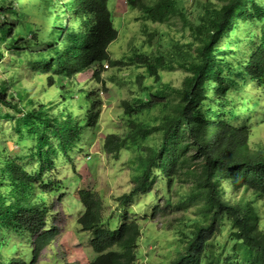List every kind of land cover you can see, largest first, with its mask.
I'll list each match as a JSON object with an SVG mask.
<instances>
[{"label": "trees", "instance_id": "1", "mask_svg": "<svg viewBox=\"0 0 264 264\" xmlns=\"http://www.w3.org/2000/svg\"><path fill=\"white\" fill-rule=\"evenodd\" d=\"M125 3L151 22L187 27L196 43L194 55L171 56L165 63L159 51L148 54L135 48L126 55L127 62L112 58L107 46L117 29L107 0H0V61L1 68L9 69L5 78L0 75V108L14 109V133L7 136L18 146L15 156L0 158V264H39L40 249L51 247L56 226L50 219L56 212L49 196L65 187L58 164H72L74 171L69 149H79L86 130L98 125V89L106 90L100 74L108 65L121 64L143 66V73L153 76L156 84L158 69L164 66L176 64L188 73L181 86L163 84L153 93H141L147 89L142 85L138 94L121 100L133 129L131 138L153 135L155 140L136 156L139 173L131 188L118 197L119 205L132 195L149 193L154 184L160 185L163 204H155L152 210L194 205L196 216L185 220L189 229L181 230L183 243L170 264H264V228L255 206L264 197V150L247 145L249 134L264 116V0ZM25 7L35 10L39 25L19 20ZM86 70L91 73L84 84L92 83L85 88L76 75ZM143 73L137 74L139 83ZM21 74L38 81L44 75L43 96L22 86ZM50 86L54 91L48 90ZM159 102L164 108L157 123L143 125L133 119L141 109ZM73 108L80 114L83 110L80 118ZM27 137L34 139L31 146L23 140ZM122 144V138L112 132L100 142L104 152L114 155ZM4 153L0 143V157ZM21 154L35 156L36 168H24L26 162L17 160ZM58 155L64 160L57 162ZM90 177V173L85 176ZM84 179L78 176L72 187L82 206L76 222L90 232L89 244L95 252L84 264H133L141 233L138 220L124 208L114 228L112 223L103 224L101 197ZM239 188L250 194L235 200L233 192ZM13 211L25 220L23 235L30 252L3 258L1 247L7 239L3 231L14 227ZM17 231L21 233V226Z\"/></svg>", "mask_w": 264, "mask_h": 264}, {"label": "rangeland", "instance_id": "2", "mask_svg": "<svg viewBox=\"0 0 264 264\" xmlns=\"http://www.w3.org/2000/svg\"><path fill=\"white\" fill-rule=\"evenodd\" d=\"M211 1L220 4L223 0ZM106 5L112 12L113 25L117 29L116 38L107 46L112 58H123L127 62L126 55L131 54L135 48H140L148 54L159 51L158 53L163 55L165 63L168 62L171 56L185 54L191 57L194 55L193 46L196 43L189 34L187 27L181 28L179 23L167 25L151 22L143 18L137 8H129L125 0H107ZM34 12L33 8L29 10L25 7L19 13V20L22 23L33 21L36 25H39L40 19ZM238 23L241 24L240 20ZM160 34L162 36L157 42L156 37ZM234 38L237 40L236 37ZM240 43L233 46L235 50L240 47ZM244 44H246V40H244ZM243 48H246V50L242 56L246 58L248 47L244 45ZM3 64L8 65L4 61ZM103 66L105 68V64ZM143 71L144 67L140 65L121 64L118 66L108 65L101 72L100 77L106 90L98 89L101 98L98 125L93 129L86 130L85 135L82 136V145L79 149L78 147L69 149L71 153L68 161H74V171H71L73 170L72 164H58V167L64 172L62 175L64 178L60 179L64 180L65 187L63 191L49 196L52 208L56 212L54 218L50 219V223L56 226V234L50 242L51 247L48 245L40 249L39 257L36 260L39 264H84L95 255L89 244L90 232L81 230L76 222V218L82 211V206L72 192V187L75 186L78 176L84 179L89 173L92 177L85 178L87 180L84 179V181L90 182L101 197L102 216L105 218L103 224L112 223L113 226L111 227L114 228L120 222L119 217L125 209L130 217L137 219L139 222L141 233L137 240L138 253L133 264H170L175 258L183 243L181 230L189 229V226L185 225V220L196 216L194 205H187L185 209L171 210L167 207L166 209L154 210L153 208L152 210V206L155 204L159 206L163 204L162 197L159 194L161 193L159 184H154L149 193L132 195L130 200L124 204L126 207L119 205L120 200L118 197L131 188L139 173L136 156L142 154L145 146L152 145L155 140L153 135L131 138L130 135L133 133V129L127 115L123 114L121 100L138 94L142 85H146L147 89H143L141 93L145 90L153 93L158 85L163 84H170L174 87L181 86L184 77L188 73L176 64L172 67L164 66L158 69L157 79L159 82L156 84L154 83V77L148 76ZM8 72V67L1 68L0 61V75L5 78ZM90 73L91 70L83 71L76 75V79L84 84V81L90 78ZM140 73H143L141 83L136 80L137 74ZM40 76L42 81L40 79L38 81L37 77L28 79L27 75L21 74L19 80L22 86L29 88L30 92H36L35 95L43 96L42 93L40 94V90L45 89L46 86H44L45 81L43 82L44 75ZM59 81L60 78L57 77L56 83L58 84ZM91 83L87 81V84H84L83 87L86 88ZM48 90L50 92L54 91V86L48 87ZM44 99L46 98L44 97ZM163 108L162 102L156 103L149 109L138 111L133 115V119L143 125H153L159 121ZM74 112L80 118L83 110L81 114L78 109ZM8 113L9 115H7ZM13 114H15L14 109H8L5 106L0 108V143L5 150L4 155L0 157L2 159L6 158L7 155L15 156L14 150L18 149L14 139L7 136L9 133H14L13 125L16 121ZM20 130L24 135L25 129L21 126ZM110 132L118 134L123 141L116 155L104 152L100 145L104 136ZM23 140L29 146L34 142L31 137ZM247 145L254 149L261 147L264 150V116L259 121L258 126L254 127L252 133L249 134ZM23 149H26V147ZM73 150H76V152L72 153ZM21 155L23 156V154ZM56 158L57 162H61L65 157L58 155ZM17 160L25 161L26 163L23 166L26 169H33L37 166L34 163L35 156L25 155ZM155 191L158 193L156 192L154 198ZM35 192H37V188ZM58 194L62 197L60 200L56 198ZM241 194L247 196L250 192H242L239 188L233 192V198L237 200ZM173 198H176V196H173ZM228 198L231 199L232 196H228ZM255 202V206L257 205L259 210L260 226L264 228V197L257 199ZM107 217L111 218L110 222L106 221ZM24 224L23 216L17 215L13 211L12 225L14 227L5 225V228L8 229L3 231L4 236L7 237L4 242L5 246L1 247L5 257L9 254L14 255L17 251L25 256L30 252L27 237L23 235L25 233ZM18 226H21V233L17 231ZM20 234L23 236H19ZM47 252L51 255L47 256ZM21 257L24 258L23 255Z\"/></svg>", "mask_w": 264, "mask_h": 264}, {"label": "clouds", "instance_id": "3", "mask_svg": "<svg viewBox=\"0 0 264 264\" xmlns=\"http://www.w3.org/2000/svg\"><path fill=\"white\" fill-rule=\"evenodd\" d=\"M223 1H224V0H223ZM223 1H222V2H223ZM222 2H221V3H222ZM221 3H220V4H221ZM105 66H106V65H105ZM1 255H2L3 258H6V257H8V256H11V254H9L8 256L5 257V256H4V253L2 252V250H1Z\"/></svg>", "mask_w": 264, "mask_h": 264}]
</instances>
